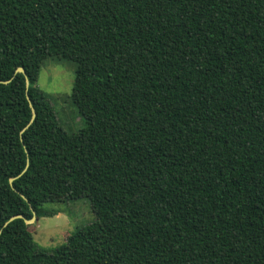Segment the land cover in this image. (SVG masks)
<instances>
[{
	"label": "trees",
	"instance_id": "1",
	"mask_svg": "<svg viewBox=\"0 0 264 264\" xmlns=\"http://www.w3.org/2000/svg\"><path fill=\"white\" fill-rule=\"evenodd\" d=\"M80 198L96 219L40 248L24 219ZM0 264H264V0H0Z\"/></svg>",
	"mask_w": 264,
	"mask_h": 264
},
{
	"label": "rangeland",
	"instance_id": "2",
	"mask_svg": "<svg viewBox=\"0 0 264 264\" xmlns=\"http://www.w3.org/2000/svg\"><path fill=\"white\" fill-rule=\"evenodd\" d=\"M76 68L73 60L48 58L38 80V86L48 95L61 126L68 133L78 132L86 126V119L71 100ZM44 209L56 214L36 219L29 228L36 244L48 251L61 246L79 227L96 219L87 198L68 203H46Z\"/></svg>",
	"mask_w": 264,
	"mask_h": 264
},
{
	"label": "water",
	"instance_id": "3",
	"mask_svg": "<svg viewBox=\"0 0 264 264\" xmlns=\"http://www.w3.org/2000/svg\"><path fill=\"white\" fill-rule=\"evenodd\" d=\"M17 71L18 72H22V73H24L25 74V70L23 69V67H19L18 69H17ZM29 85V81H27V86ZM29 99V98H28ZM29 101H30V99H29ZM31 102V101H30ZM35 116H36V111H35V109H34V107L32 106V119H31V121H30V123L33 121V119L35 118ZM29 123V124H30ZM13 180H14V178H11L10 179V183H11V185H12V182H13ZM15 218H24V216L23 215H15V216H12L10 219H9V221H12V220H14ZM25 220V222L27 223V224H32L33 222H35V220H36V216H35V213H34V216L31 218V219H24Z\"/></svg>",
	"mask_w": 264,
	"mask_h": 264
}]
</instances>
